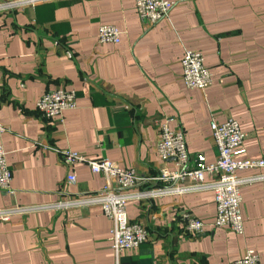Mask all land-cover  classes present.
I'll use <instances>...</instances> for the list:
<instances>
[{"label": "crops", "instance_id": "1", "mask_svg": "<svg viewBox=\"0 0 264 264\" xmlns=\"http://www.w3.org/2000/svg\"><path fill=\"white\" fill-rule=\"evenodd\" d=\"M170 1L168 17L152 26L137 16L134 0H55L0 13V144L12 189L0 190V207L56 201L105 184L103 174L85 162L67 164L56 148L112 159L142 177L172 169L156 150L164 121L183 131L191 156L200 151L214 161L211 123L233 117L246 133L243 155L264 157V0ZM104 24L121 31L119 43L98 44ZM185 50L203 54L214 73L211 86H184ZM59 87L76 92V106L46 119L36 99ZM158 184L145 180L131 189ZM240 191L244 233L208 224L217 212L212 189L129 199L128 217L149 234L118 257L112 221L96 204L21 212L0 220V264H234L251 247L264 264V178ZM182 210L204 220L205 230L188 233Z\"/></svg>", "mask_w": 264, "mask_h": 264}, {"label": "built area", "instance_id": "2", "mask_svg": "<svg viewBox=\"0 0 264 264\" xmlns=\"http://www.w3.org/2000/svg\"><path fill=\"white\" fill-rule=\"evenodd\" d=\"M55 0H0V13H8L16 9L36 6L40 3ZM137 16L152 26L167 18L175 2L170 0H134ZM121 31L112 24L100 25L96 38L100 45L120 42ZM180 59L182 82L189 89H206L211 86L214 73L204 63L203 54L195 50H185ZM76 106V92L73 89L55 88L45 91L35 102V109L46 119H60L62 113ZM159 137L156 150L164 161L171 159L173 168L162 166L160 171L151 177L139 176L131 167H122L116 161L106 158H88L74 149L56 148L62 159L69 165L85 162L93 172H99L105 177V184L91 192H76L66 198L39 204L7 205L0 207V220H9L12 215L21 212L39 210L40 208L85 207L96 204L101 211L111 219V247L116 257L122 252L136 249L148 238V228L141 222L131 220L125 210L126 202L132 198L145 195H161V193H179L196 189H212L215 192L216 216L213 227H230L239 233H244V218L242 214L241 186L249 180L264 178V171L247 176L238 173L249 168H264V157L244 156L246 133L241 129L240 122L230 117L224 123H211L213 137L218 147L214 161H207L202 152L191 156L187 149L181 129H171L166 121L159 123ZM5 128L0 125V132ZM243 155V156H242ZM68 182L75 181L74 172L66 175ZM145 180L159 183L142 191L131 188ZM11 170L5 159V149L0 144V190L11 189ZM67 193V192H65ZM183 227L188 233L197 234L205 230L207 225L200 217L187 210L181 211ZM234 264H263L259 252L251 247L234 260Z\"/></svg>", "mask_w": 264, "mask_h": 264}]
</instances>
